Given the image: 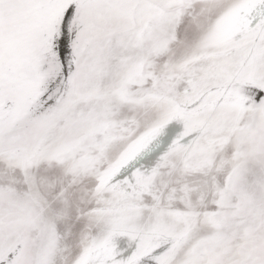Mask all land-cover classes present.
Returning a JSON list of instances; mask_svg holds the SVG:
<instances>
[{"label": "snow or ice", "instance_id": "obj_1", "mask_svg": "<svg viewBox=\"0 0 264 264\" xmlns=\"http://www.w3.org/2000/svg\"><path fill=\"white\" fill-rule=\"evenodd\" d=\"M0 264H264V0H0Z\"/></svg>", "mask_w": 264, "mask_h": 264}]
</instances>
